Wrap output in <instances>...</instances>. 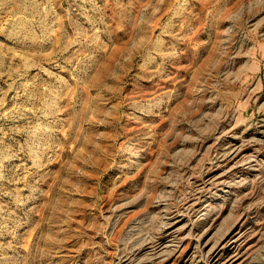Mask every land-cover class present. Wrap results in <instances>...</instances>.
Returning a JSON list of instances; mask_svg holds the SVG:
<instances>
[{"label": "rangeland", "instance_id": "obj_1", "mask_svg": "<svg viewBox=\"0 0 264 264\" xmlns=\"http://www.w3.org/2000/svg\"><path fill=\"white\" fill-rule=\"evenodd\" d=\"M232 254L264 264V0H0V264Z\"/></svg>", "mask_w": 264, "mask_h": 264}, {"label": "bare ground", "instance_id": "obj_2", "mask_svg": "<svg viewBox=\"0 0 264 264\" xmlns=\"http://www.w3.org/2000/svg\"><path fill=\"white\" fill-rule=\"evenodd\" d=\"M232 147V146H231ZM227 256V255H226ZM237 261V256L236 255H231L229 256L224 262L223 264H235Z\"/></svg>", "mask_w": 264, "mask_h": 264}]
</instances>
